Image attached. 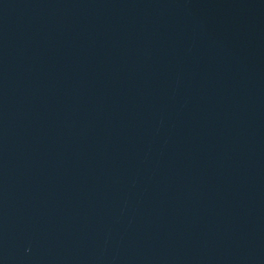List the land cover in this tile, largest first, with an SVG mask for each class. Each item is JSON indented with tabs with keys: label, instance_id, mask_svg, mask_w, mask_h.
Here are the masks:
<instances>
[{
	"label": "water",
	"instance_id": "95a60500",
	"mask_svg": "<svg viewBox=\"0 0 264 264\" xmlns=\"http://www.w3.org/2000/svg\"><path fill=\"white\" fill-rule=\"evenodd\" d=\"M0 264H264V0H0Z\"/></svg>",
	"mask_w": 264,
	"mask_h": 264
}]
</instances>
